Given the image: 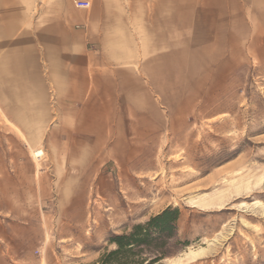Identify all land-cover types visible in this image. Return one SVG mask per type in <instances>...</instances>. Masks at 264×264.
Returning <instances> with one entry per match:
<instances>
[{
  "label": "rangeland",
  "instance_id": "obj_1",
  "mask_svg": "<svg viewBox=\"0 0 264 264\" xmlns=\"http://www.w3.org/2000/svg\"><path fill=\"white\" fill-rule=\"evenodd\" d=\"M247 10L252 17L240 18ZM208 13L202 7L194 23L181 15L179 32H165L159 42L165 67L150 72L153 94L162 96L161 104L156 96L162 120L151 111L150 122L109 130L105 153L77 167L71 189L45 193L40 210L47 241L29 260L100 264L116 248L112 236L173 207L175 230L155 232L118 255L120 263L168 264L189 245L205 247L217 238L189 264H264V0L230 3L224 20L212 21ZM1 122L3 174L17 164L4 162L5 154L22 150ZM37 148L40 157L28 150L35 163L46 158ZM55 177L45 176L46 189L59 186ZM21 180L0 178L2 227L15 221L5 209V190ZM240 181L252 188L236 187ZM203 196L215 205L193 206Z\"/></svg>",
  "mask_w": 264,
  "mask_h": 264
},
{
  "label": "crops",
  "instance_id": "obj_2",
  "mask_svg": "<svg viewBox=\"0 0 264 264\" xmlns=\"http://www.w3.org/2000/svg\"><path fill=\"white\" fill-rule=\"evenodd\" d=\"M256 1L0 0V119L22 150L3 157L17 164L0 178L22 180L5 190L15 221L0 226V264H37L29 257L47 241L45 193L71 189L77 167L105 153L109 130L150 122L151 111L162 120L150 71L163 72L159 42L179 32L180 16L194 23L207 7L210 20H224L228 4ZM37 146L46 158L35 163L28 150ZM48 174L58 187L46 189Z\"/></svg>",
  "mask_w": 264,
  "mask_h": 264
},
{
  "label": "trees",
  "instance_id": "obj_3",
  "mask_svg": "<svg viewBox=\"0 0 264 264\" xmlns=\"http://www.w3.org/2000/svg\"><path fill=\"white\" fill-rule=\"evenodd\" d=\"M179 211L177 208L167 207L162 211L154 214L147 219L144 223H138L134 225L130 232L123 233L122 235H114L111 238V242L115 244L116 248L108 251L100 259V264H124L120 263L117 258L118 255H123L124 252L133 246H139L146 244L150 241V235L156 233H165L175 230L176 222ZM159 257L156 256L152 260L155 262Z\"/></svg>",
  "mask_w": 264,
  "mask_h": 264
},
{
  "label": "bare ground",
  "instance_id": "obj_4",
  "mask_svg": "<svg viewBox=\"0 0 264 264\" xmlns=\"http://www.w3.org/2000/svg\"><path fill=\"white\" fill-rule=\"evenodd\" d=\"M32 153L35 154L36 157H40L43 153V151L40 148H37L35 150L31 149ZM236 187L240 188H252L250 187L247 182L240 181V184ZM213 198L203 196L202 198H198L195 200H192L191 203H193V206H197L201 209L206 208L207 206H213L215 205L214 202H211ZM257 204H261L260 201H256ZM223 205V203L219 204L218 206ZM224 227H226V224H224ZM222 233V232H221ZM221 235V234H220ZM222 236V235H221ZM218 241L217 238H213L211 240H206L207 246H192L189 245L184 251H182L180 254L173 256L170 259H167L168 264H189L192 261H195L199 258H202L205 256V254L208 252L207 250L210 249L208 246H211L213 242Z\"/></svg>",
  "mask_w": 264,
  "mask_h": 264
}]
</instances>
